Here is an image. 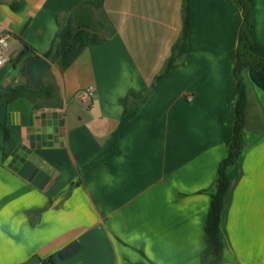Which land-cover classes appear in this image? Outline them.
<instances>
[{
  "label": "crops",
  "instance_id": "crops-1",
  "mask_svg": "<svg viewBox=\"0 0 264 264\" xmlns=\"http://www.w3.org/2000/svg\"><path fill=\"white\" fill-rule=\"evenodd\" d=\"M81 0H0L11 34L0 91L26 84L32 53L51 49ZM185 0H104L113 29L61 72L63 106L25 97L0 120V264H201L219 168L238 98L237 0H189L186 57L155 82L183 30ZM253 51L264 58V0H250ZM248 87L244 150L229 170L223 264H264V91ZM92 88L93 95L78 99Z\"/></svg>",
  "mask_w": 264,
  "mask_h": 264
},
{
  "label": "trees",
  "instance_id": "trees-1",
  "mask_svg": "<svg viewBox=\"0 0 264 264\" xmlns=\"http://www.w3.org/2000/svg\"><path fill=\"white\" fill-rule=\"evenodd\" d=\"M243 9V24L240 32L237 59L234 67V78L237 82L238 98L235 107L236 120L233 135L227 140L228 156L219 168V178L211 193V206L206 226V248L202 254L201 264L224 263V239L222 235V220L226 197L230 190L229 168L236 163L244 150V127L246 122V106L248 103V87L245 74L251 81L264 91V58L253 51L254 13L250 0H237ZM99 10V18L96 16ZM69 16L60 26L51 49L45 54H39L31 46L25 44L20 55L32 53L41 55L51 62V67L45 73L41 87L34 90L30 82L18 85L8 91H0V114L4 107L18 98L25 97L34 103L36 110L44 108H60L63 99L60 86L52 73V65L57 64L64 72L78 56L91 44L102 43L113 29V23L104 9V0H81L68 11ZM183 30L180 38L173 47L164 71L156 77L155 82L166 78L171 71L186 57L188 53V36L191 28V13L189 0L184 1ZM0 126H3L0 120ZM80 250L79 242H72L48 257L43 264H57L74 256Z\"/></svg>",
  "mask_w": 264,
  "mask_h": 264
},
{
  "label": "water",
  "instance_id": "water-1",
  "mask_svg": "<svg viewBox=\"0 0 264 264\" xmlns=\"http://www.w3.org/2000/svg\"><path fill=\"white\" fill-rule=\"evenodd\" d=\"M50 67L51 62L41 55L35 56L27 61L24 74L34 90L41 87L43 77Z\"/></svg>",
  "mask_w": 264,
  "mask_h": 264
},
{
  "label": "built area",
  "instance_id": "built-area-1",
  "mask_svg": "<svg viewBox=\"0 0 264 264\" xmlns=\"http://www.w3.org/2000/svg\"><path fill=\"white\" fill-rule=\"evenodd\" d=\"M10 38V32L0 31V67L4 66L9 61ZM92 95L93 91L92 88H90L80 92L78 95V99L85 100L87 98H91Z\"/></svg>",
  "mask_w": 264,
  "mask_h": 264
},
{
  "label": "rangeland",
  "instance_id": "rangeland-1",
  "mask_svg": "<svg viewBox=\"0 0 264 264\" xmlns=\"http://www.w3.org/2000/svg\"><path fill=\"white\" fill-rule=\"evenodd\" d=\"M99 10H96V16H97V18H99ZM248 95H249V93H248Z\"/></svg>",
  "mask_w": 264,
  "mask_h": 264
}]
</instances>
